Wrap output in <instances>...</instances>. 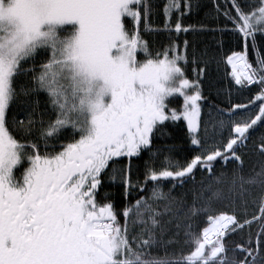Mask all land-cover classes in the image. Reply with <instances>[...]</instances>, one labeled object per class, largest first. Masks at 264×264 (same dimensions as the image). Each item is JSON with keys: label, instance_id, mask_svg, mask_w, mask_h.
I'll return each instance as SVG.
<instances>
[{"label": "snow or ice", "instance_id": "obj_1", "mask_svg": "<svg viewBox=\"0 0 264 264\" xmlns=\"http://www.w3.org/2000/svg\"><path fill=\"white\" fill-rule=\"evenodd\" d=\"M198 7L165 0L155 29L150 0H0V264H264V165L245 175L240 154L264 128V0H231L222 27L185 26ZM205 31L242 42L226 64L236 85L257 89L231 106L227 125L211 110L202 119L201 78L220 63L223 40L215 51L181 40ZM145 32H166L168 42L153 50ZM250 106L258 110L234 119ZM177 121L198 151L183 163L172 149L154 151ZM210 121L221 142L206 148ZM258 151L264 157V134ZM145 153L141 180L134 160ZM220 161L235 165L231 176L215 174ZM194 170L210 182L202 178L189 204L186 192L172 193L195 183ZM105 178L121 187L120 207L101 195ZM214 185L228 186L231 214L212 211L224 199ZM202 218L207 226H194ZM253 223L255 237L230 249L232 234Z\"/></svg>", "mask_w": 264, "mask_h": 264}, {"label": "trees", "instance_id": "obj_2", "mask_svg": "<svg viewBox=\"0 0 264 264\" xmlns=\"http://www.w3.org/2000/svg\"><path fill=\"white\" fill-rule=\"evenodd\" d=\"M153 5V12L150 16L149 23L152 28L163 29L165 17L163 16V5L165 0H150ZM199 4L198 8H195L192 13L186 16L182 23L187 26L188 24H194L197 26L205 25L207 28H218L225 24V17L223 12L226 10H231V0H194ZM251 2V0H249ZM217 6L220 7V13L216 11ZM234 11V10H233ZM228 27H231L229 24ZM144 38L151 42L153 50L159 47L161 44H167L168 34L166 32H152L144 33ZM187 38L190 41L195 40L200 46L201 50L205 46L215 51L219 47L218 41L223 40V47L219 53L216 54V59L220 61L219 64L213 63L211 65L208 74L201 78V88L202 94L206 98L202 101V119L209 120V111L211 110V115L213 120L224 119L225 124L228 123V110L232 105L237 103H249V100L254 98L257 94L256 86L249 85L248 87H242L236 85L234 80L230 75L231 66L226 64V55H230L231 51H240L243 48L242 42H239L237 38L231 34H224L221 36L219 32L212 33L210 31H205L203 33L193 36L192 34H181V40ZM181 40L177 42L180 43ZM259 42V37H258ZM249 59L254 60V54L249 53ZM187 75L190 79H194V73L191 68L186 69ZM182 98L177 97L172 99L170 107L178 108L182 104ZM216 108L224 110L223 114H218ZM258 109L256 107L250 106L248 111L241 112L239 116L234 117V119L247 118L250 114H254ZM19 118H23L22 116ZM165 135H157L154 151L160 149L162 154L168 155V149H172L171 155L175 160L183 163L185 158L191 159L192 156L198 154V151H194L196 146L192 145L190 139L187 135V126L183 121H177L175 123H168V127L164 129ZM261 134H264V128L257 125L254 130H252L251 137L247 142V147L242 148L241 155L244 159V174H250L253 170L258 171L262 165H264V157L259 155L258 147L260 144ZM209 144L205 147H210L212 139L217 142L220 141V136L216 135V130L212 128V122H209ZM223 137L227 139L228 128L227 126L223 130ZM148 160V154L143 155V159L134 160L136 175H139L141 180L143 179L144 162ZM235 168L233 164L225 165L224 161L216 163L214 166V171L217 176L221 172H227L228 176H231L232 170ZM195 171V183L193 180L189 179L185 183L184 187H177L173 190V195L181 198L182 194L187 193L186 200L191 204L193 199V193L197 196L201 193L200 181L203 178V183L206 186L210 181L207 174L202 171ZM170 187L167 182H165V191ZM220 187L223 189L222 196L224 199L215 202L212 208L213 212L217 214L220 211H228L231 214V209L229 205V192L227 185H214V189ZM107 191L113 194L114 202L118 207L121 206L123 200L122 189L118 183L114 184L107 178L104 179V187L101 189V195ZM210 192H203V197H208ZM134 202V201H133ZM249 211H252L251 197L249 198ZM249 218H251L249 216ZM194 226H198L201 229L207 226L206 218L197 219ZM249 232L255 237V233L259 232V225L253 223L251 229L246 227L243 232L238 234H232L231 238L228 240V247L234 248L236 244L246 242L248 239ZM233 253L229 252V256Z\"/></svg>", "mask_w": 264, "mask_h": 264}]
</instances>
